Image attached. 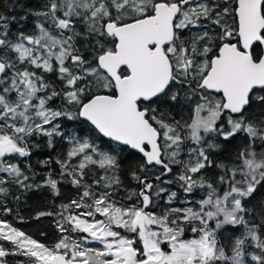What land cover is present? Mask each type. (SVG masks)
Returning a JSON list of instances; mask_svg holds the SVG:
<instances>
[{"label": "snow or ice", "instance_id": "6c2138e0", "mask_svg": "<svg viewBox=\"0 0 264 264\" xmlns=\"http://www.w3.org/2000/svg\"><path fill=\"white\" fill-rule=\"evenodd\" d=\"M29 17L31 32L12 30ZM73 121L86 136L66 130ZM241 134L231 164L211 158ZM41 137L53 151L70 145L59 180L36 183L27 163ZM126 150L141 161L123 203ZM61 180L78 198L36 214L59 217L56 243L0 220V264H264V0H45L0 12V213H13V187L58 196Z\"/></svg>", "mask_w": 264, "mask_h": 264}, {"label": "trees", "instance_id": "16d2710c", "mask_svg": "<svg viewBox=\"0 0 264 264\" xmlns=\"http://www.w3.org/2000/svg\"><path fill=\"white\" fill-rule=\"evenodd\" d=\"M45 0H7V7H4V0H0V12H3L9 16L19 17L23 14V10L26 7H30L33 9H39ZM33 17H29L28 20L22 21L20 23H13L12 30L18 31L21 28L26 32H31L33 29ZM48 78L50 80H54V75H49ZM165 107L164 105L161 106ZM173 115L176 119L187 118L188 109L187 108H175L173 110ZM81 125L78 121L68 122L66 125V130L74 131L76 134L81 136L87 135V129L81 131ZM36 139V138H34ZM222 145L219 151H215L211 153V158L215 162H225L231 164V161L235 158L236 153L243 147L245 140L243 139L242 134L237 135L234 139L231 140L230 143H224L219 141ZM37 143L40 145L39 148L33 149L32 155L27 163H30L32 168L36 172V183H41L46 174L51 173L53 178L60 179L59 177V165L55 163L57 158L63 156L64 153L67 152L70 145L64 141L57 140L56 149L50 150L46 145V138L37 139ZM97 144L100 141H96ZM131 150H126L121 154V167L118 170V175L123 183V187L118 189V195L115 199L127 203L126 200H123V197H126L129 193V190L136 189L138 190L137 182L132 180L129 175V171L132 167L136 166L141 161V156L139 154L129 155ZM51 159L50 164L45 167L42 166L40 161L45 159ZM24 165L22 164V167ZM155 172L156 170L153 169ZM204 174H206L210 179H215V177L219 174V169L210 168L203 170ZM97 173H100V170H96ZM97 176L93 175L91 172L86 177V181L91 183L92 180L96 179ZM171 179V177H169ZM172 189H175L177 185L168 186ZM223 187V186H221ZM59 195H54L50 188L42 187L39 189H31V190H22L13 187L11 189V195L8 198V206L13 208V213L10 215H4L0 213V220H7L14 227L19 230L24 231L28 235L37 239L40 242L45 243L48 246H53L58 240L60 233L57 231L55 226V221L59 219L58 216H44L36 219V214L41 211H50V212H58L59 205L63 203H68L70 200L74 198H78L77 189L74 188L67 181L61 180L58 184ZM102 190V189H101ZM264 192V189L261 190ZM19 196L20 199L17 201L15 199L16 196ZM203 193L200 190H196L192 196L190 197L193 201L196 199L202 198ZM183 196V193H181ZM259 195L257 199H259ZM163 204V202H160ZM149 210H153L156 212L161 211L160 208H150ZM22 218V219H21ZM231 232V229H229ZM43 233V235H41ZM74 237L75 233L72 234ZM187 237L192 234L189 232L186 234ZM98 246V245H96ZM95 247V246H93ZM13 260V264H15V260H24V257H16L10 258Z\"/></svg>", "mask_w": 264, "mask_h": 264}, {"label": "rangeland", "instance_id": "374dc122", "mask_svg": "<svg viewBox=\"0 0 264 264\" xmlns=\"http://www.w3.org/2000/svg\"><path fill=\"white\" fill-rule=\"evenodd\" d=\"M98 218H100V217H98ZM188 237H191V236H188ZM96 245H98V246H96ZM89 246L90 247H93V246H95V247H102V245H99L97 242H92Z\"/></svg>", "mask_w": 264, "mask_h": 264}, {"label": "water", "instance_id": "95a60500", "mask_svg": "<svg viewBox=\"0 0 264 264\" xmlns=\"http://www.w3.org/2000/svg\"><path fill=\"white\" fill-rule=\"evenodd\" d=\"M140 155V154H139Z\"/></svg>", "mask_w": 264, "mask_h": 264}]
</instances>
